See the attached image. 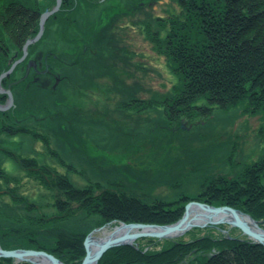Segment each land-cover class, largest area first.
Here are the masks:
<instances>
[{
	"label": "trees",
	"instance_id": "obj_1",
	"mask_svg": "<svg viewBox=\"0 0 264 264\" xmlns=\"http://www.w3.org/2000/svg\"><path fill=\"white\" fill-rule=\"evenodd\" d=\"M131 1L124 5L125 0H62L60 10L47 19L42 38L30 45L28 57L2 79L3 85L7 87L18 78V73L27 61L37 54L39 45L52 34L61 38V42H55L61 58L47 49L41 61L49 63L50 69L56 73L58 69H63L62 75H66L75 87L86 88L95 84L94 79L102 75L112 79L117 77L119 60H122L123 71L124 68L133 70V73L137 70L146 71L149 67L141 61H135V53L127 46L119 49L114 33H108L116 18L136 9L137 1ZM177 2L181 12L172 14L170 23L169 17L164 16L142 23L154 49L166 59L175 81L171 88L156 91L148 98L137 95L148 90L141 84L140 91L129 93L123 101L126 118L134 126L124 128L126 138L133 142L127 149L124 148V152L130 155L135 141L151 138L148 139L153 144L149 148L152 154L150 158L156 164L164 160L166 162L172 150L169 151V147L164 145L176 141L184 122L197 123L202 129H208L217 113L232 111L234 120L246 115L260 118L257 133L264 144V0ZM55 3L56 0H0V75L9 69L13 59L23 55L26 41L39 31L41 14ZM112 47L115 50L108 52V60H111L107 63L103 51L111 50ZM35 60L40 62L37 57ZM67 79L63 80V84ZM38 87L45 88V83L38 84ZM48 90L47 95L57 97V105H67L66 98L59 99L60 89L55 91L51 87ZM13 91L16 95L18 85L13 87ZM6 98L5 94H0L1 102H5ZM26 107L19 105L18 109L0 110V134H22L41 139L54 155L57 152L51 149L48 131L59 137L70 134L69 129H72V134L79 137L78 125L84 117L78 112L68 114L58 107L55 110L58 112L47 115L48 120L56 116L59 125L46 123L47 131L38 132L31 125L32 118L38 117L37 110ZM144 112L149 115H143ZM146 123L149 126L144 131L135 128V125L140 128L141 124L143 126ZM139 133L142 134L140 137ZM81 137L87 141L83 134ZM197 138L201 148L197 144L200 150L196 147L192 150L204 153L205 163L200 162L197 168L188 172L186 179H189V183L185 186L175 178L171 184L173 194L170 197L141 187L139 189L142 192H138L135 183V189H129L126 182H118L117 179L111 183L115 187L98 193L99 189L91 185L75 186L67 175L55 167L40 166L38 157L14 155L16 153L5 151L28 170L29 176L60 191L55 193L57 211L44 214L35 201L17 193L20 179L8 175L0 162V181H4L9 189L5 193L12 197L14 205L11 214L0 209L1 246L5 249L46 250L67 264H81L86 255L84 241L95 227L114 220L171 224L183 217L185 206L192 200L215 206L229 205L257 220L264 218V145L262 152L248 161L238 156L237 143L233 142L232 151L231 147L228 151L232 142L209 143L206 132L199 133ZM111 146L114 145L110 143L108 147H101L102 150L90 156L99 154L111 163L115 158L112 159L110 151H106ZM191 153L187 152L188 156ZM218 154L222 160H219ZM123 160L120 159L121 162ZM165 177L159 176L160 185L168 182ZM79 213L95 219L91 224L83 221L82 217L74 220ZM226 228L225 224L208 226L207 234L194 236L191 240H184L183 237H144L134 244L107 251L98 264H264V244L248 238L229 237ZM200 229L197 227L191 232ZM215 231H220L219 235H215ZM0 264L33 263L0 257Z\"/></svg>",
	"mask_w": 264,
	"mask_h": 264
},
{
	"label": "rangeland",
	"instance_id": "obj_2",
	"mask_svg": "<svg viewBox=\"0 0 264 264\" xmlns=\"http://www.w3.org/2000/svg\"><path fill=\"white\" fill-rule=\"evenodd\" d=\"M104 1L105 0H100V2ZM129 1L131 0H125L124 5H126ZM136 1V9L130 10L128 7L127 11L130 10V12L122 14L116 18L115 23L112 25L108 33H114L116 42L118 41L117 47L119 49H123L124 46H127L133 53H135L134 60L141 61L144 66L149 67L146 71L137 70L134 72L135 75L132 72L133 70L129 68H124L125 71H123L121 63L122 60H119L120 69H118L119 73L117 77L115 76L112 79L107 75H102L94 79L95 84H91L86 88L75 87L76 85H71L72 82L67 79L66 75H62L63 69H58L60 73H56V71L50 69L49 63L44 62L45 60L41 61L44 58L45 51L48 50L54 53V56L61 58V56L58 55L59 53L56 51V48H58L56 45L61 42V38L58 37L57 34H52V36L39 45L37 54L27 61L26 65L18 73V78L16 80L11 81L7 87H5L2 82V79L10 75L18 64L25 61L29 55L30 45L37 43L42 37L28 46L27 56L25 59L16 64L12 72L1 79L0 88L2 90H7L10 87V90L13 93L14 103L10 108L0 110L7 111L12 108L18 109L19 105L22 108L27 106V109L34 107L35 110H37L36 112L38 117L37 119L32 118L31 125L36 127L38 132L47 131L46 123L53 126H57V124L59 125L56 116L55 118L52 117L51 120H48V115H50V113L58 112L55 111L58 107L68 114L78 112L80 116L83 115L85 120H82L78 125L80 131L78 138L74 133L72 134V129H69L70 134H66L65 136L59 135V137L53 136L52 134L54 133L52 131H48L51 137V149L56 151L57 155H54L49 149H47V146L41 139L36 140L32 136H24L22 134L18 136L0 134V162L3 169L8 175L15 176L20 179V186L18 187L17 193L29 198V200L35 201L39 206L40 211L44 214H52L57 211L58 206L54 205L55 202H57L55 193H58L60 190L56 189V187H51L50 184H47L46 182H41L40 179L38 180L33 176H29L30 174L28 173V170L20 166V164L15 160V157L9 156L10 154H6L5 151L16 153L14 155L38 157L40 166L43 164V166L46 165L49 167H55L60 173L67 175L75 186L84 187L91 185L94 186L95 189H99L98 193H102L101 190L103 189L106 190V188L111 189V187H115L114 185L111 186V183L115 182L112 180L117 179L118 182H126V186H130L129 189L134 188L135 186L133 185L135 183L138 192H142L139 189L141 187L147 188L149 192L169 197L173 194L171 192V184L175 178L179 179L178 181L182 182L181 184L185 186L189 183V179H186L187 176H189L188 172L197 168L196 166L200 162L205 163L203 160L204 153L192 150L195 147L198 148L197 144H199V138L197 137L199 136V133L201 134L202 132H206L209 135V143L216 141L226 142L224 144H229L232 142L228 147V151H230V147L232 151V147L234 145L233 142L237 143V145H235L236 149H239L238 156L243 157L244 160L250 161L255 159L262 152L264 144L259 139L257 133V129L260 126V118L258 116L251 117L246 115L238 117L234 120V118H232L233 111L230 113H217V117L214 120H211V125L208 129H202L197 123L196 125L191 122H184L183 124H185V127L182 128V134L180 133V136L176 139V141H174V143L168 142L164 145L169 147V151L170 149L172 150L171 155L166 158V162L164 160L156 164V162H153L154 160L150 158L152 154L149 148H152L153 144L148 141L151 138H148V140L146 137H143L147 140L135 141V144H132L133 153L130 155H127V153L124 152L126 151L128 145L133 143L129 142L126 138L124 128L129 126L134 128V126L132 123L130 124V121L126 118L125 110L122 108L123 101L127 98L129 93L140 91L141 84L145 85L148 90H146V92H139L137 95L142 98H148L156 91H165L168 88H171L175 81V76L168 68L166 59L154 49L153 42L150 37H148L149 34L146 31L145 24L142 23L150 21L154 17L158 16L169 17L170 23L171 15L181 12V7L177 0ZM143 1L145 2L143 3ZM150 2H152L151 5L149 4ZM130 3H132V1ZM152 24L154 26V22H152ZM163 33L164 31L161 32V35H163ZM60 35L61 34H59V36ZM60 45L66 47L62 43H60ZM113 50L115 49L112 47L111 50L106 49L103 51L104 55L107 56L105 62L108 63V61L111 60H108V52H112ZM23 55L13 59L9 69L14 62L21 59ZM36 57L40 62L35 60ZM3 73H1V75ZM65 78L67 81L63 84V80H65ZM40 82L42 84L43 82L45 83V88L38 87V84L41 85ZM16 85H18L19 91L16 92L15 95L13 87ZM47 87H52L55 91L60 89V93L58 92V94L61 97L59 99L63 98L62 100H64L66 98L67 105H57V97L52 94L47 95L49 91ZM126 87L127 89H125ZM0 94H5L7 96L5 102L0 101V105L6 106L9 100L8 93L0 91ZM146 113L147 112H144L143 115H146ZM147 115H149V113ZM45 117L46 119L42 120ZM143 126L141 124L139 128L138 125H135V128L144 131L146 130V127L149 126V123H146V125ZM68 127L69 125L67 128ZM85 129L88 131L84 132ZM82 134L87 138V141L83 140L81 137ZM128 135L129 134H127V136ZM138 135L140 137L142 134L139 133ZM179 140H181L180 143ZM110 143L114 146H111L106 151H110L109 156L112 159L115 158L114 161H110L111 163H108L99 154L94 157L90 156L93 153L102 150L101 147H108ZM125 147L126 149L124 150ZM199 148H201V145ZM199 148L198 150H200ZM187 152L192 153L188 156ZM218 155L219 160H222V156L220 154ZM121 158H124L122 162L120 161ZM218 163L219 162H217V164ZM127 164H131L132 166H127ZM197 173L198 171L195 174ZM162 175L166 176L165 181L168 182L160 185L159 176L161 177ZM50 179H53L52 175L50 176ZM0 184V209L11 214V208L14 206L13 199L9 194L5 193V191H9V189L4 181H0ZM61 191L66 193L65 189H62ZM7 205H9V207ZM79 217H82L83 221H86L87 224H91L95 219V217H85L84 214L79 213L78 217L74 220H78ZM259 220H264V218ZM121 222L136 223L114 220L107 224L95 227L90 233H92L95 229L107 225V228L93 233V237H104L107 235L105 232L106 230H109L108 234L111 233L114 227L119 225ZM225 225L227 227L225 231L229 237L232 236L241 239L248 238L252 240L247 235L243 234L239 228L229 224ZM261 226L264 228V224ZM207 227H199L201 228L200 230L191 232L197 228L195 227L187 231L184 235L171 239L183 237L184 240H191L194 236H204L208 233V229H206ZM219 233L220 231L214 232L215 235H219ZM137 240L135 242H137ZM161 246L162 245L158 248Z\"/></svg>",
	"mask_w": 264,
	"mask_h": 264
},
{
	"label": "water",
	"instance_id": "obj_3",
	"mask_svg": "<svg viewBox=\"0 0 264 264\" xmlns=\"http://www.w3.org/2000/svg\"><path fill=\"white\" fill-rule=\"evenodd\" d=\"M61 4L62 0H56L53 8L46 9L41 14L38 34L26 41L23 47V57L14 62L11 68L1 75L0 82L4 76L12 72L16 64L25 59L28 46L42 37L46 20L51 14L60 9ZM0 91H5L9 95L8 103L6 106L0 105V109L10 108L14 103L10 87L7 90L0 88ZM182 127H185V124H182ZM219 224H229L237 227L253 241L264 244V228L261 226L264 224V220H256L251 215L229 205L215 206L206 202L192 200L185 206L183 217L171 224L121 222L114 227L111 233L104 237H93V233L107 228V225L95 229L85 241L86 256L81 264H98L104 253L109 249L122 245H131L138 238L156 237L163 239L180 237L195 227H207ZM0 257H12L17 261H28L34 264H66L46 250L25 248L5 249L1 244Z\"/></svg>",
	"mask_w": 264,
	"mask_h": 264
},
{
	"label": "bare ground",
	"instance_id": "obj_4",
	"mask_svg": "<svg viewBox=\"0 0 264 264\" xmlns=\"http://www.w3.org/2000/svg\"><path fill=\"white\" fill-rule=\"evenodd\" d=\"M105 232L108 234L109 230H106ZM17 262H21V261H17Z\"/></svg>",
	"mask_w": 264,
	"mask_h": 264
},
{
	"label": "flooded vegetation",
	"instance_id": "obj_5",
	"mask_svg": "<svg viewBox=\"0 0 264 264\" xmlns=\"http://www.w3.org/2000/svg\"><path fill=\"white\" fill-rule=\"evenodd\" d=\"M144 2H145V1H143V3H144ZM149 4L151 5V4H152V2H150Z\"/></svg>",
	"mask_w": 264,
	"mask_h": 264
}]
</instances>
